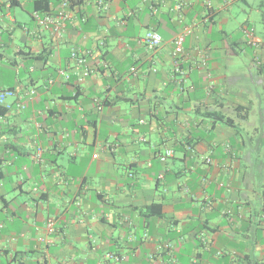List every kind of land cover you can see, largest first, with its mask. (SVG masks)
Instances as JSON below:
<instances>
[{"label": "crops", "instance_id": "crops-1", "mask_svg": "<svg viewBox=\"0 0 264 264\" xmlns=\"http://www.w3.org/2000/svg\"><path fill=\"white\" fill-rule=\"evenodd\" d=\"M35 1L0 2V264H264V0H71L61 35Z\"/></svg>", "mask_w": 264, "mask_h": 264}, {"label": "built area", "instance_id": "built-area-1", "mask_svg": "<svg viewBox=\"0 0 264 264\" xmlns=\"http://www.w3.org/2000/svg\"><path fill=\"white\" fill-rule=\"evenodd\" d=\"M3 1H11V0H0V2ZM95 4L99 7L102 12L107 13L109 11V2L108 0H93ZM148 2L151 6V8L155 11L157 8L156 1L155 0H144ZM185 1L181 0L176 4L174 7L175 10L181 11L183 6L185 5ZM211 3H209L210 5ZM73 9L71 0H60V5L56 10H35L33 12V18L37 25L40 28H45L50 30L52 33L56 35H61L63 31L65 30V22L71 17V10ZM192 29L190 27H186L183 32L178 34L174 40L175 49L173 51L174 57L176 58V63L178 64V58L180 55L184 52V39L185 35L188 33H191ZM143 40L147 43V45L151 49L157 48L162 42L163 37L162 35L155 31L150 30L146 33ZM72 57L76 59L77 63L79 65H85L87 60V54H82L79 51H73ZM32 94L36 93L35 90L31 91ZM16 95V90L14 89H5L0 91V102L3 104H6L8 107H10V104L6 102L7 98L13 97ZM174 150L171 148H166L161 154L160 159L162 162H166L171 156H173ZM208 162H211V158L207 159ZM0 227H2V224H0ZM49 228L50 230H53V222H49ZM108 258L115 257L114 254L109 253L107 255Z\"/></svg>", "mask_w": 264, "mask_h": 264}, {"label": "trees", "instance_id": "trees-1", "mask_svg": "<svg viewBox=\"0 0 264 264\" xmlns=\"http://www.w3.org/2000/svg\"><path fill=\"white\" fill-rule=\"evenodd\" d=\"M14 2V0H12ZM35 9L36 10H50V6H49V0H36L35 1ZM36 57H41V56H36ZM239 110V114L240 112H243L242 114V118H247L248 117V109L247 108H244V107H239L238 108ZM218 119L226 122L227 124L229 125H234L235 124V119L234 118H230V117H218ZM154 208H158V210H154ZM148 210H154V211H151L150 213L151 214H157V215H161L162 214V204L161 203H155L151 206H149L147 208Z\"/></svg>", "mask_w": 264, "mask_h": 264}, {"label": "rangeland", "instance_id": "rangeland-1", "mask_svg": "<svg viewBox=\"0 0 264 264\" xmlns=\"http://www.w3.org/2000/svg\"><path fill=\"white\" fill-rule=\"evenodd\" d=\"M16 8V7H15ZM26 9H27V11H30L31 9H32V7H31V5L29 6V7H25ZM22 10V8H16V11L17 12H19V11H21ZM22 12L25 14V12L22 10ZM26 18L28 19V20H30V15H29V13L27 12L26 14ZM5 90V89H4ZM254 119V121H256V123L258 124L259 123V121H260V118L258 117V116H256L255 118H253ZM263 126H264V123H263ZM262 129H264L263 127H262ZM263 154H264V151H263Z\"/></svg>", "mask_w": 264, "mask_h": 264}]
</instances>
